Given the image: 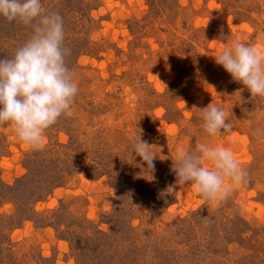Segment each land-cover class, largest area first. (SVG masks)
I'll list each match as a JSON object with an SVG mask.
<instances>
[{
	"label": "rangeland",
	"instance_id": "rangeland-1",
	"mask_svg": "<svg viewBox=\"0 0 264 264\" xmlns=\"http://www.w3.org/2000/svg\"><path fill=\"white\" fill-rule=\"evenodd\" d=\"M42 6L63 18L78 93L42 147L0 127V264H264V97L215 62L235 41L264 54V0ZM31 36L0 18V58ZM209 104L231 134L204 132ZM140 134L157 146L153 172L132 162ZM199 143L229 148L244 173L211 201L176 185L177 156ZM166 190L176 202L162 207Z\"/></svg>",
	"mask_w": 264,
	"mask_h": 264
},
{
	"label": "clouds",
	"instance_id": "clouds-1",
	"mask_svg": "<svg viewBox=\"0 0 264 264\" xmlns=\"http://www.w3.org/2000/svg\"><path fill=\"white\" fill-rule=\"evenodd\" d=\"M0 18L32 28L31 38L11 58H0V127H11L20 142L39 148L46 130L62 115L71 114L78 93L74 74L65 63L63 18L57 12L46 13L42 0H0ZM215 62L251 97H264V54L255 47L235 41L219 52ZM198 110L209 137L231 134L224 110L213 104ZM154 147L140 134L131 152L132 162L141 158L136 167L146 164V171H154ZM176 160V185L190 183L206 201L226 195L230 187L226 181L236 184L243 179V170L229 148L199 143Z\"/></svg>",
	"mask_w": 264,
	"mask_h": 264
},
{
	"label": "trees",
	"instance_id": "trees-1",
	"mask_svg": "<svg viewBox=\"0 0 264 264\" xmlns=\"http://www.w3.org/2000/svg\"><path fill=\"white\" fill-rule=\"evenodd\" d=\"M22 182H27V184L30 183L29 178L28 179L24 178L22 180ZM54 186L56 187L57 184H53L51 186H46V188L44 187L45 190H46L45 194H49L50 195V191L52 190V188H55ZM44 188H41V189H44ZM175 202H176L175 197H173V195L171 194V192L169 190H166L165 194H164V197L161 200V206L162 207H168V206L174 204Z\"/></svg>",
	"mask_w": 264,
	"mask_h": 264
}]
</instances>
